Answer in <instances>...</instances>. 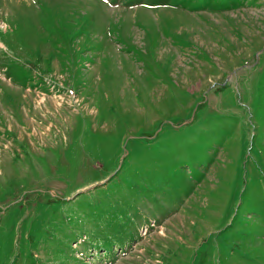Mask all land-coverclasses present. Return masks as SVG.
Wrapping results in <instances>:
<instances>
[{
	"label": "rangeland",
	"instance_id": "1",
	"mask_svg": "<svg viewBox=\"0 0 264 264\" xmlns=\"http://www.w3.org/2000/svg\"><path fill=\"white\" fill-rule=\"evenodd\" d=\"M0 264H264V0H0Z\"/></svg>",
	"mask_w": 264,
	"mask_h": 264
},
{
	"label": "water",
	"instance_id": "2",
	"mask_svg": "<svg viewBox=\"0 0 264 264\" xmlns=\"http://www.w3.org/2000/svg\"><path fill=\"white\" fill-rule=\"evenodd\" d=\"M94 185V183L93 184H91L90 186H93ZM82 189H80V190H78V191H81Z\"/></svg>",
	"mask_w": 264,
	"mask_h": 264
}]
</instances>
